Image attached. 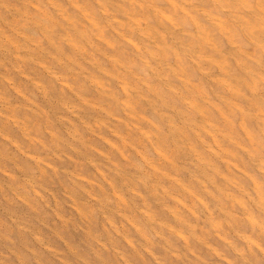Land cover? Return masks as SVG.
Here are the masks:
<instances>
[{"label": "bare ground", "instance_id": "obj_1", "mask_svg": "<svg viewBox=\"0 0 264 264\" xmlns=\"http://www.w3.org/2000/svg\"><path fill=\"white\" fill-rule=\"evenodd\" d=\"M25 91L63 112L69 140L51 125L29 129L41 109ZM4 130L33 151L61 144L108 162L103 172L87 159L100 181L85 192L114 202L151 264L153 246L180 264L225 259L216 246L264 262V0H0V136L15 143ZM111 229L145 264L125 229Z\"/></svg>", "mask_w": 264, "mask_h": 264}, {"label": "rangeland", "instance_id": "obj_2", "mask_svg": "<svg viewBox=\"0 0 264 264\" xmlns=\"http://www.w3.org/2000/svg\"><path fill=\"white\" fill-rule=\"evenodd\" d=\"M25 96L35 102V108L43 109V113L40 110L38 117L30 118L34 124L29 123V129L51 125L61 139L69 140L58 124L61 122L59 118L64 117L63 112L60 109L51 108L52 104L50 108L45 107L37 94L25 91ZM9 99L16 105L26 104L25 101L16 98L13 93L10 94ZM84 119L90 122L92 117L88 120L86 116ZM79 130L83 138L99 151L110 154L104 150L97 138L95 139L96 135L94 137L87 136L80 128ZM4 134H7L4 136H11V141H15V143L9 142L10 144H8L9 140L0 136L3 154L6 153L9 157L13 153L18 155L15 164L24 173L14 168L10 162L0 160V264H143L129 249L128 244L121 239V236L111 229V223L119 229L122 227L125 229L126 235L136 244L135 248L144 258L145 264H151L147 258L148 252L140 247V244L143 243L132 232L128 220L122 218L116 210L114 211V202L106 201L105 207H102L94 198L89 200L88 194L85 192L90 189L92 181H100L96 176L97 171L88 164L87 159L98 162L99 170L103 172H107L105 165L107 167L108 162L98 159L92 152H86L84 157L72 154L68 147L61 144L56 145L57 147H48L47 151H33L32 148L29 149L26 141L16 131L10 133V131L4 130ZM97 134L103 135L105 138L108 137L103 132L97 131ZM19 150L39 157L42 166L45 167V175L39 177L33 164L34 158L25 157L24 159L21 155L25 154L18 153ZM56 151L61 155L60 161L53 154ZM51 152L53 153L51 154ZM66 155L68 159H66ZM28 180L30 182H25ZM74 184L76 185L74 186ZM10 187L24 193L26 201L22 202L21 198L15 197V193L10 191ZM77 187L80 188L79 195H73L71 191L73 188L76 190ZM83 204L85 206H82ZM76 207L83 210L82 215ZM87 207L93 209L91 219L87 217L89 211ZM120 212H123V209ZM126 214L129 215L127 211ZM245 232L250 234L248 230ZM252 236L254 237L256 234H252ZM99 243L104 246L102 247ZM171 243L179 247L175 242L171 241ZM236 243L238 248L246 249V245L241 242ZM261 243L263 244V240ZM216 247L218 253L228 261L223 257L220 260L216 255L202 254L208 260L207 264H228L229 261H233L234 264H249L247 261H235L232 251L224 247ZM150 250L156 255L158 261L156 264H180L168 250L163 251L155 246ZM94 252L99 255L102 262L96 260ZM248 258L250 264H264L255 255Z\"/></svg>", "mask_w": 264, "mask_h": 264}]
</instances>
